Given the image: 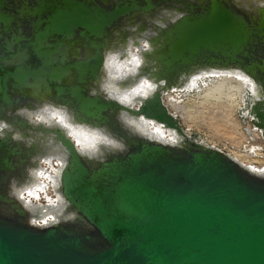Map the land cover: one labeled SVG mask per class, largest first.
<instances>
[{
    "label": "water",
    "instance_id": "1",
    "mask_svg": "<svg viewBox=\"0 0 264 264\" xmlns=\"http://www.w3.org/2000/svg\"><path fill=\"white\" fill-rule=\"evenodd\" d=\"M146 30L152 51L122 86L147 78L155 89L131 104L109 99L102 53ZM230 70L255 86L249 117L237 113L264 140V11L253 1L0 0V121L12 129L0 136V264H264V176L188 136L164 104L193 77ZM44 103L123 148L90 159L59 125L17 114ZM31 130L46 146L13 139ZM49 144L75 219L32 226L10 185L37 183L30 173ZM62 208L34 202L38 217Z\"/></svg>",
    "mask_w": 264,
    "mask_h": 264
},
{
    "label": "clouds",
    "instance_id": "2",
    "mask_svg": "<svg viewBox=\"0 0 264 264\" xmlns=\"http://www.w3.org/2000/svg\"><path fill=\"white\" fill-rule=\"evenodd\" d=\"M255 6L264 11V0H254ZM135 32L136 28L130 29ZM155 33H149L147 30L135 38L129 37L122 47L115 49L109 48L102 53L101 69L102 77L99 83L100 91L109 99L116 100L121 104H131L137 97L147 98L155 89L156 85L147 78H141L132 87L125 88L122 82L134 79L139 75L141 67L145 63V53L152 51L150 36ZM95 94V91L93 92ZM18 115L25 118L30 124H42L46 127L59 125L67 130L68 136L72 137L77 149L82 155H87L90 159L102 156V147L113 149H122L123 145L114 139L109 138L98 129L88 126L73 124L71 118L64 108L56 107L53 104L44 103L38 109H19ZM10 126L0 121V136L3 130ZM13 139L20 141V133H15ZM31 143V141H29ZM55 159L57 167H51ZM41 163L50 167V172L32 171L30 174L37 179V183L29 186H18L15 181L10 185L9 195L16 199L22 209L29 214V224L32 226H51L50 222L60 223L74 220V213L65 214L67 202L63 199L58 189L57 171L62 167V157H50L41 161ZM52 190L53 195L49 196L48 191ZM43 200V207L48 208L53 204L63 205L61 211L55 214H44L38 217L34 211L35 204H40Z\"/></svg>",
    "mask_w": 264,
    "mask_h": 264
},
{
    "label": "bare ground",
    "instance_id": "3",
    "mask_svg": "<svg viewBox=\"0 0 264 264\" xmlns=\"http://www.w3.org/2000/svg\"><path fill=\"white\" fill-rule=\"evenodd\" d=\"M251 1L254 2V0H251ZM203 85H204V89L202 91V94L198 97V99H200L203 104L211 105V106H213V108L214 107L218 108L217 106H219V107L220 106H227V107L231 106V107H235L236 110L244 108L242 110V114H243L244 118L249 117L248 112L245 110V106L247 109L249 102H251L250 103V105H251L253 103L254 99L257 98V96H258V93H256L254 90L255 86L253 85V83L249 82V80L245 76H243L242 74H240L239 72H236V71H232V70L220 71V72H213V73H209V74H203V75L195 76L191 79L189 84L184 86V88H183L184 90H182V91L172 90L171 93H166L165 97H164V104L168 107L169 111L177 119L180 120V122H181L180 116L170 109V107L166 101V98L169 97L170 102L173 105L174 109L176 111H178V110H180V107L178 106L179 103H177L175 96H177V97L184 96V95L189 94L193 90L199 91V89ZM91 93H93V91H91ZM18 116L23 118L20 115H18ZM32 126H33V128H35V126H37V124H32ZM251 128H252V126H251ZM6 130L11 131L12 129L10 127V130L9 129H6ZM64 131H65L66 135L68 136L67 130L64 129ZM158 131H159L158 129H151L150 130V133H151L150 136L153 138H156V140L157 139L162 140L163 138H165L164 136H162V134L158 135ZM17 132L18 131H14L13 135ZM189 134H190V132H188V136H189ZM26 137H27L26 140L21 139V142H22L24 147L30 146V144L32 142H35L34 144H37L39 142L38 143L39 145L40 144L41 145L47 144L45 142V138H40V137L36 136L34 134L33 130H31L30 134L27 135ZM166 140L167 139H164L163 141L168 142V140L167 141ZM29 141H31V143H29ZM201 143L206 144L205 140H203L202 137H201ZM207 145H209V144H207ZM211 147L216 148L214 146H211ZM42 151H43V154L41 155V157H39V159L37 161L38 168L34 171H44L46 174H48L50 172V167L48 165L41 163V161L44 159L50 158V157H61V155H60L59 150H57V147L53 144H49V146H47L46 149H43ZM246 155L247 154H245V153H239V154L233 153L232 156L234 157L235 160H237V162L240 161L239 162L240 166H242L243 168L248 169L251 172H257V174L264 176V168L261 170V167H256L257 165L255 162L258 161V159H256V158L252 159ZM62 165H63V163H62ZM51 167H57L55 164V159H53ZM263 167H264V165H263ZM60 169H61V167L58 168L57 175H58ZM48 195L49 196L53 195V192L51 189H49Z\"/></svg>",
    "mask_w": 264,
    "mask_h": 264
},
{
    "label": "rangeland",
    "instance_id": "4",
    "mask_svg": "<svg viewBox=\"0 0 264 264\" xmlns=\"http://www.w3.org/2000/svg\"><path fill=\"white\" fill-rule=\"evenodd\" d=\"M204 85L199 91L193 90L187 95L175 96L180 107L178 111L174 109L169 97L166 98L170 109L180 116L186 130L199 134L206 144L232 152L241 150L249 138L245 129H251V125L242 122L235 107L213 108L203 104L198 97L202 94Z\"/></svg>",
    "mask_w": 264,
    "mask_h": 264
},
{
    "label": "built area",
    "instance_id": "5",
    "mask_svg": "<svg viewBox=\"0 0 264 264\" xmlns=\"http://www.w3.org/2000/svg\"><path fill=\"white\" fill-rule=\"evenodd\" d=\"M246 130V129H245ZM251 135L248 136V141L247 143L243 146V148L241 150L237 151H229L228 149H219L220 151H222L223 153H226L228 155H230L231 157H233V153H245L247 154L246 156H249L250 158H259L258 161H256V167H263L264 165V140L261 137V134L254 130L253 128L249 129ZM248 135V134H247ZM234 158V157H233ZM240 162V161H239Z\"/></svg>",
    "mask_w": 264,
    "mask_h": 264
}]
</instances>
